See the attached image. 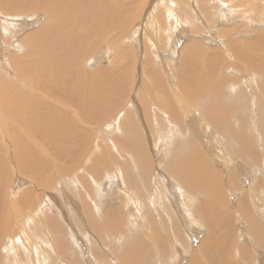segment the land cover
Wrapping results in <instances>:
<instances>
[{
  "label": "bare ground",
  "instance_id": "6f19581e",
  "mask_svg": "<svg viewBox=\"0 0 264 264\" xmlns=\"http://www.w3.org/2000/svg\"><path fill=\"white\" fill-rule=\"evenodd\" d=\"M178 1H180V4ZM182 1L184 4L185 0H177V3L174 2L175 8L171 7V9H173V12H170L171 10L170 11L168 10L169 12L167 16H165L166 15L165 13L164 15V14H158L157 12L155 16L153 17L150 14L149 9L145 10L147 8L145 7V3L142 0H0V11L3 14L1 17L3 18L9 17V16L15 17L18 15L19 16L18 18H20V20H17L16 23L19 25V27L23 25H29V23L31 22L34 23V22L40 21L38 15L31 16L32 18L34 17L33 20H30L31 17L28 19L27 15L25 14L27 12H31V11L41 12L44 14V17H45V20L42 24L43 26L42 25H41L42 27L40 26L41 27L40 30H37L36 32L34 31V33L28 36L26 35L25 38L21 39L23 40L24 43L21 42L20 40L19 43L21 44L16 46V47H20V50L19 49L18 50H19V54L21 55L19 57H16L17 55L15 53L14 55L16 56L14 57L9 56L8 61L9 63L12 64L10 66H13L17 79L11 80V78L7 77L6 81L2 80L1 76L4 71L0 73V264H17V262L21 259V256L18 254V252L15 251L19 244L20 245L22 244V248L24 250L23 254L24 255L26 254L28 258L31 255H34V253L36 254H38L39 252L45 253L44 251H41V250L40 251L35 250L37 248V245H35L34 243H36V240L39 241L41 238H44L46 242H43L42 245H38V246L45 247L46 243L49 241L48 238L46 239L44 237L46 236L45 229L48 230L50 228L53 232L57 231V227L59 226L58 216H56L57 219H52L50 223L47 222L49 219L46 221V220H42L41 219L42 217H40V215L42 216L43 214H50V215L54 214L55 215L54 208H56V206L52 204V201H55L56 197H59L61 200L58 206H59V210H62L63 212L60 211V213L63 214L64 211L66 210L65 213L68 214L72 219H74V221L69 220V222H73V223L75 222L76 223L75 226L77 227L79 232L80 231L90 232L91 227L92 229H94L93 224L92 226L88 227L87 226L88 222L87 224L85 223L87 220V216H86L87 210H88L87 203L88 202L90 203L87 197H90V196L92 197L94 195L97 199L100 198V194L102 193L100 191L102 187L95 186L96 188H93V185L98 180H100V177H102L104 173L113 174V175H114V172L115 174L118 173L119 171L123 173L122 171L126 168L127 170L126 169L124 170L125 173L123 175H125L127 172L126 174L127 178H130L131 180V178L134 177L135 179H137V181L140 182V180L144 181L142 179L144 175L141 174V177H139V174L137 173L138 171L137 169H139V167L141 168L142 166L141 168L142 170L140 169L142 173L144 170L147 173V170L151 168V163H149L144 157L141 156L140 158L139 157L132 158V156L126 155V154L132 153L130 150L131 148L130 145L126 143L117 144V142L119 143V141H121L120 138L118 141L117 139H114L117 142L113 141L112 138L110 137V134L112 135L113 132L117 133L118 135L119 133H122V135L126 137L127 135L125 134H127L128 131H130L128 135L132 136L131 127L134 128L133 126L136 125V128H138V130L142 132L145 138H147L146 139L147 141L145 142H146V145H148V148L150 151L153 147V144L155 145L152 139H155V136L156 137L159 136L161 134V130L164 127V125L159 124L158 116L160 115H162L163 119L166 121L171 116L170 119L171 120L173 119L174 122L176 121L180 125L182 124L181 126H183V124L186 126H189L190 129H188V131H191V133L193 132V135H192V137H194L193 139L195 140V138H197L198 140L197 142L194 140L192 141L190 140L191 142L188 143L190 144V146L192 144V146L190 149V153L187 155V158L181 157L178 160H172L173 163L171 162V160H168L171 163L169 162L168 164L167 163L166 164L170 167V170L172 168L176 176V177L174 176V178L178 179L179 181L178 184L182 186L183 188V191H182L183 194L185 192L186 194H191L192 196L193 192H195L196 195L194 194L195 198L193 199L197 201L202 200L200 202L201 204L198 205L200 206V208L198 209V211L196 210L197 214L199 212V215L204 224L200 220L201 223L205 226V228L207 227L210 230L209 232H212L211 233V237H212L213 234H215L218 230H220L217 228L218 222H220L222 219L224 220L225 218L227 220V217H229L230 214L226 210V207H225V201H227L226 200L227 198L225 197L227 196L226 195L227 193H225L224 187H226V189L231 188L230 183L232 182V180L235 179L233 178V172H232L233 168H231V166L229 165H226V168L228 169H225V172L218 171V173L217 172L215 173L214 172L215 170H212L211 169L212 167H210L211 164H209L207 156L204 154L203 150L199 147V144H201V146L203 147V143H205L202 141L200 142L199 137L201 138V135L205 133V135L208 134L211 138L217 141L215 137L216 134L212 132L214 130L213 128H215L214 126H216L218 123L220 124L222 122L229 121L231 119V116L227 112H220V113L215 114L212 117L205 118V119L200 118L199 120V118L194 117L195 115L194 111L193 112L189 111V107L192 106V104L196 107L199 104H201V102L208 95H214L221 91L220 89H217L218 87L217 82L219 81H216L215 83L212 82L215 79L212 80L211 77L207 76L208 73L206 74V72L209 70H207L204 66L205 64L206 65L210 64L211 70L214 72L219 68L220 65L218 62L219 61L222 62V60L220 59L222 57L218 55V52L216 49L207 48L201 42L199 41L197 42V40L192 38L191 40L187 41L186 45L181 51V67L180 68H181V72L183 75V79L180 80V84L178 88L175 90H169L168 86L165 87L166 85L165 74L169 67L166 68L167 67L166 63H168V60L167 62L165 61V63H163L160 60V55L165 49L161 46V44L162 43L170 44L172 39L173 40L176 39L172 33L175 31L178 32L179 28H181L182 26H185L192 20V15H191L190 10L185 7H182L183 6V4H181ZM207 1H208V4L206 5ZM221 1L222 0H220V2ZM213 2L214 0H199L196 8L197 10H199V12L200 11L203 12L207 18L209 16V10L210 12L215 10V8H212ZM165 5H167V3ZM170 5H173V3ZM225 16L226 14L222 15L221 12H219V15L216 18V20H219V18L223 19L225 18ZM202 19H203V15H202ZM140 20H142L141 26H139ZM145 22H146V26H145ZM16 23H15V26H17ZM136 26L137 27L139 26L140 27L139 29H141L143 32L141 30H137L136 32L132 31L133 27H136ZM12 27L13 25L9 27V24H8L6 26V30ZM6 30H4V32ZM127 33L128 34L129 33L140 34L141 37L144 38L143 41L145 40L147 42L148 44L147 47H149L151 50V53H149L150 54L149 56L151 57L152 55V58H153L152 64H149L150 63L149 59H148V62H149L148 64L141 65L140 63L139 65H141L140 67L141 73H139V75L136 73L135 67L133 68V70H131L132 62L130 61H131L132 53L130 52L132 51V48L131 49L121 48L122 37L127 36ZM176 34L178 35V33ZM213 38H216V37H213ZM163 46H166V45H163ZM226 47L228 50V55L234 60L233 67L236 69L237 74L241 73L242 71L246 72L247 74L246 80L243 84H250L254 82V80L256 82V85H257L256 88H253V85H254L253 83V84H250V87L249 86L245 87L246 91L251 90V91L264 92V84H263L264 54H260V55L255 54V50L264 51V40H262L260 36L257 35L254 40L248 41L247 44L244 42H239L237 45L235 44V46H233L230 42H228ZM144 48L146 47L144 46ZM99 51H101L102 53L99 56L100 57L99 59H102V60L108 59L109 54L111 53V57L108 60L110 65L106 66V68L108 67L107 70H103V69L100 70L101 67L95 69L92 63L93 60L96 59L95 55ZM133 55H134V52H133ZM136 57H138V55ZM144 60L145 59H143V63H144ZM124 62L125 64H123ZM224 62H226V60ZM244 62H245V66L241 68V65H244ZM46 64H49V65H47L46 67ZM157 67L160 68L159 75L157 73ZM251 72H252V77L251 79H248ZM136 74L139 76V80L140 78L144 79L140 83V89L142 88V91H140V95H138L139 96L138 99L136 100L134 98L135 100L133 99L132 101H129L128 99L125 102H122L121 98L119 97L118 100H114L115 99L113 98L114 95L115 96L122 95V97L127 98V95L130 93L129 91H131L132 89L134 90L133 88L134 80L132 81V79L136 77ZM19 80H24V82L27 83V87L23 86L21 88H18L16 85V82ZM146 80H152V81L154 80V81H153V84L150 83L152 85L149 86V83L146 84L147 83L145 82ZM197 80L198 82L199 81L201 82L199 86H198V82L196 83ZM236 80L238 83H242L241 81H243L241 78H237ZM206 83H209L208 86H206ZM162 90H165V91H162ZM163 92L164 94H166L165 96H161V93ZM255 95L256 94L252 92L250 97L247 96V100L249 103L250 101L251 103H256L258 97L255 98ZM106 96H107V99H111L109 102L107 101V103L105 100ZM214 96L217 97V95H214ZM162 98L164 100H162ZM45 101H47L48 103H46ZM135 101L138 102V105H135ZM123 103H125L124 106H123ZM128 104L132 106L131 108H129L130 110H128ZM115 107L118 109L117 111L112 110ZM153 108L155 109V111L153 110ZM209 112L211 113V111ZM104 116H105V119H111V118L117 119L115 120L113 126L108 129V132L106 131V129H103L104 122L102 123V117ZM193 118H195L196 120L195 119L193 120ZM112 119L111 121H109L110 125L111 123H113ZM129 122H131L132 124L133 123H136V124L130 127V125H128L130 124ZM255 123L258 124L257 117L249 116L248 124L252 128L251 130L252 135H248L246 137H240L237 143L240 145V148L242 147L244 149L243 154L246 155L245 157H247L250 161H253L254 163L255 162L260 163L259 161L264 158V155L262 154L263 157H261L262 155L260 154V150L264 152V145H263V148H261V146L259 148L258 146V144H260L261 141L256 139V137L259 138L260 135L255 134V127H254ZM81 125L85 127H82ZM200 125L202 126L204 125V127L201 128ZM169 131L171 130L169 129ZM220 136L224 138L225 137L228 138V136L236 137L235 134H233L232 132L231 133L222 132V133H219L218 137ZM203 140L205 139L203 138ZM133 141H130L132 142L131 145L133 144ZM173 142L174 140H172V143ZM174 144L175 143H173V145ZM177 145L179 146L178 142H177ZM206 145L207 144L205 143V146ZM205 146L203 148H204V151L206 152ZM81 153L84 154V157L82 159H79L78 157H80ZM206 153L208 154L209 159H210V156H212L213 157L212 160L214 159L213 161L217 160L211 152L210 153L206 152ZM86 159L88 160L87 163H85ZM263 163H264V159H263ZM138 164H140L141 166ZM130 170L133 173H135L134 174L135 176L133 175L130 177L128 176V174L132 173ZM251 174L252 173H250L249 175L251 176ZM147 176H148V173H147ZM22 177H24L25 179H28V182L26 184L23 182ZM126 177L124 179H127ZM224 177H225V182H224ZM150 179L152 180V178ZM134 180L132 179L131 181L135 182L136 180L135 181ZM18 181L22 183L21 185L22 188L10 190L11 188L15 187ZM233 183H235V181ZM261 183L263 182H260V181L258 182L259 184L258 187L260 185H264V183L263 184ZM77 184L80 185V188L77 187ZM124 184L128 185L129 182L128 184L124 182ZM138 184L136 183L135 185H138ZM145 184L147 183L145 182ZM237 184L236 185L234 184V185L237 187L239 186ZM60 186H65L67 188V192L61 193L57 196L49 193L50 191H57V189ZM129 186H126V187L129 188ZM149 186L150 185L147 184V186H144V187L146 188ZM161 186H163L162 183H161ZM126 187L124 188L128 190V188ZM137 187H139V185ZM76 188H77V192H76ZM150 188L152 187H149V189ZM135 189L137 190L139 188L134 187V190ZM145 190H146L145 192L147 193L148 192L147 188ZM192 190H195V191L190 192ZM115 191L117 192V190ZM151 191L152 190H149L150 193L148 194H151L152 193ZM143 192L141 194L139 193V195L144 194ZM200 192L201 193L203 192L204 199L200 196ZM110 194H111L110 195L111 197L112 194L114 193H110ZM103 196L105 198V195ZM144 196H146V194H144ZM124 197L126 200L125 199L122 200ZM157 197L161 198L162 195L158 194ZM122 199L120 198V201L119 199L118 201H116V204H114L116 206L112 208V210L114 209V211L110 209L107 210L106 214L107 213L108 214L106 216V220L101 222L100 223L101 225L95 227V230L102 231L104 233L103 234L104 236L105 234L107 235L121 234V232H123L126 229L124 225L125 223L122 222L124 220L125 222H127L126 219H122V221H120V219L115 220L117 219V217L119 218L120 215H122L120 211L124 210L123 209L125 207L124 203L126 201L127 203L129 202L128 207H130L131 205L137 207L136 200H134V198L131 195H127L126 193L125 196L122 197ZM143 199L141 198V200ZM147 199L149 198L147 197ZM149 200L151 201V204L154 205V207L155 206L156 207L158 206V208L161 207V202H155V200H153V197L152 199H149ZM187 200L181 201V202L186 203ZM145 201H144V206L148 202L150 203V201H148L147 203H145ZM229 201L230 200H228V202ZM237 201H235V203H237ZM97 202L98 200L96 201V203ZM243 202H242V206L245 205L246 203L245 202L243 204ZM96 203H95V206L97 205ZM103 203L105 204V202ZM139 203H140V199H139ZM253 203L254 202H252V204ZM162 204L164 206L163 202ZM171 204L172 202L170 203V205ZM230 204L228 203V206ZM189 205H192V204L190 203ZM110 206L111 205H109L108 208H110ZM228 206L227 208H229ZM142 207L140 206V212H142L143 214L145 211H142L143 209ZM166 207L168 208L167 205L165 206V208ZM167 208L165 210H167ZM241 208L244 209V207H241ZM49 209H52L51 213L49 212ZM150 209H153V208H150ZM109 211H112V212H109ZM162 214L163 216L161 217H163V219H166L168 222V217L165 211ZM174 214H176L175 211H174ZM88 215L90 214L88 213ZM151 215L153 216V214ZM11 216L13 218H11ZM21 216H23L25 219L22 221L21 224H17V218ZM247 216H250V214ZM254 216L256 217V215ZM158 218H159V215H158ZM230 218L231 217H229V219ZM130 220L131 219H129V221ZM146 221L149 224V221L148 220ZM252 221H255V220L252 219ZM252 221H249L250 224L247 222L249 226L251 225ZM191 222H192V219H191ZM231 222H233V220ZM243 222H246V221H243ZM256 223H257V220H256ZM70 225L72 226V224ZM130 225L133 226L134 224H130ZM159 225H161V223L158 224L157 227H159ZM189 225L190 224L188 223V227H191ZM185 226H186V223H185ZM149 228H147L146 231ZM153 228H155V231L156 229H158L156 227H153ZM257 229L256 227H253V231L255 234H257ZM136 230L138 231L137 228ZM140 230H141V232L139 231L140 234L137 233V231H135L140 236L138 239L140 241V244L138 243L136 244V250L134 249L131 255H128L127 258H125L124 256L125 253L121 251L124 257V259L121 261V264H145L144 257L147 254H149L147 252H150V257L153 258L152 260L154 262H150L148 260V262L151 264H172V262H175L176 264L180 261L184 262L185 260H188L187 264H238V261L234 259L235 257L232 258L234 261L230 263L221 261L222 260L221 257L223 255L221 256L217 249L212 250V248H214L212 247V245L213 244L216 245L217 243L216 239L214 240V242H212V240L206 239V241L203 242L200 248L198 249L197 253L194 252L193 254L188 256V251H186L187 249L185 250L174 249L176 251L174 252L172 248L175 246H172L171 248V245H169L170 246L169 247L167 243L164 244L163 243L164 241L163 242L160 241V238L159 240L156 241V240L150 239L149 237H145L146 236L145 230L141 228ZM163 230L162 232H165ZM186 230L188 231V228ZM180 231L182 230L180 229ZM247 232H248V229H247ZM190 233L192 234V231ZM156 234L157 232L155 233V235ZM247 234H249V232ZM26 235H27V239H24L23 237ZM261 235H264V234H261ZM5 236L9 237V238L7 237L8 238L7 241H6V238H4ZM101 236L102 235H99L101 241H106L104 239L105 237L103 238V236L102 237ZM158 236H160V234ZM232 237L234 238V235ZM186 238L189 239V237H186ZM260 239H261L260 242H263V244L259 246L263 250L264 249V238L260 237L258 240ZM223 241L224 240H222V242ZM254 241L257 242V240L255 239ZM127 242L129 244L130 241H127ZM252 243L250 242V244ZM106 245H107V242H106ZM235 246H237V244ZM253 246L257 247L258 243H257V246L252 245V247ZM240 247L243 248L242 246ZM49 248L53 250H55L56 248L57 251L59 249V251H61L62 254H64V251H65L62 248V246L56 247L55 245H52V244ZM94 248H92L93 251H94ZM110 250H108L109 253H110ZM253 251H256V250L253 249ZM253 251L251 252V255ZM115 252L116 251H114L113 253V257H115L114 256V254H116ZM154 252H156V256H157L156 258L154 257V254H155ZM160 252L161 253L164 252V254L162 255L160 254ZM165 252L168 253V256L166 255ZM240 252L242 253L244 252V250ZM262 252L263 251H261L260 253ZM257 253L258 252H256V254ZM43 256L44 254L42 255V257ZM240 256H237V257H239V260L241 261ZM243 258L242 260H244ZM79 260L77 261L79 262ZM31 261H33V264L36 263V260H34L33 258H31ZM52 261H53L52 258L51 260H49V258H46L45 261L38 259L39 264H52ZM103 261L106 262V260H103ZM100 262L98 263L100 264ZM108 264H113V263L109 262Z\"/></svg>",
  "mask_w": 264,
  "mask_h": 264
},
{
  "label": "rangeland",
  "instance_id": "374dc122",
  "mask_svg": "<svg viewBox=\"0 0 264 264\" xmlns=\"http://www.w3.org/2000/svg\"><path fill=\"white\" fill-rule=\"evenodd\" d=\"M142 1L145 3V7L147 8L145 10L149 9L150 10V14L153 17L155 16V14L157 12H158V14H164L165 13L166 15L165 14L164 15L167 16V14H168V12L170 10H171L170 12H173V9H171V7L175 8V3H177V0H174V1L173 0H167V1L166 0H142ZM185 1L188 4H186ZM185 1H184V4H183V1H182L181 4H183V6L182 5L181 6L190 10L191 15H192V20L188 24H186L185 26H182L181 28H179L180 32L179 31L178 32L175 31V32L172 33L175 36L176 39H174V40L172 39L170 44L169 43L168 44H165V43L161 44V46L163 48H165L164 49L165 51L163 50L162 54L160 55V60L163 63H165V61L167 62V60H168V63H166L167 64L166 68L169 67L167 69L166 74H165V81H166L165 87L168 86L169 90H175V89L178 88V86L180 84V80L183 79V75H182L181 68H180L181 67V51L184 48V46L186 45L187 41L191 40L192 38L197 40V42L198 41L201 42L207 48L216 49L217 52H218V55L220 57H222L220 59L222 60L223 63L221 61L218 62L220 66H219V68L216 71L213 72L211 70L210 64H208V65L205 64V66H204L207 70H209V71L206 72V74L208 73L207 76L211 77L212 80L215 79L212 82L215 83L216 81H219V82H217V84H218L217 89H220L221 91L219 93H217V94H214V95H217V97H215L214 95H208L201 102V104H199L196 107L192 104V106L189 107V111H192V112L194 111L195 112L194 117L195 118H199V120H200V118L201 119H205V118L212 117L215 114L220 113V112H227L231 116V119L229 121L222 122L220 124L218 123L216 126H214L215 128H213L214 130L212 132L216 134L215 137H216L217 141L214 140L213 138H211L208 134L205 135V133H203L201 135V138L199 137L200 142L202 141V142H205L207 144L205 146V143H203V147L205 146L206 152H208V153L211 152L213 154V156L217 159V160L213 161L214 159L212 160V158H213L212 156H210V159H209L208 158L209 157L208 154L204 151V148L201 146V144H199V147L203 150L204 154L207 156L209 164H211L210 165V167H212L211 169L215 170L214 171L215 173L216 172L218 173V171L225 172V169H228V168H226V165H229V166H231V168H233L232 169L233 178H235L236 180L238 179L237 181L235 179L232 180V182L230 183L231 188H228L229 191H228V189H226V187H224L225 193H227L226 197L224 195V197L227 198L226 199L227 201H225V207H226V210L231 215V216L229 215V217H231V218L229 219V217H227V220H229V221H227L226 218H225L224 220L222 219L223 221L221 220L220 222H218V227L217 228L220 229V230H218L211 237V233L212 232H209L210 230L207 227L205 228V226L203 225L204 223H203V221H202V219H201V217L199 215V212L197 214V211L200 208V206H198V205L201 204L200 202L202 200H198L197 201V200L193 199V198H195V195H196L195 192H193L195 190L190 191V192H193V194H192L193 197L191 196V194H186L185 192L183 194L182 186H180L178 184L179 183L178 179L174 178L175 174H174L172 168L170 170V167L167 165L170 162L168 160H171V162H172V160H178L181 157L182 158H184V157L187 158V155L190 153V149H191V146H192V144L190 146V144H188V143H190L192 140H194L193 139L194 137H192L193 132L191 133V131H188V129H190L189 126H186V125L183 124V126L185 127L184 128L183 126H181L182 124L180 125L178 122H176V121L174 122L173 119H172L173 120L172 121L170 119L171 116L167 120L169 122L168 123L166 120L163 119V116L160 115L162 119L160 118V116H158L159 124L164 125V127L161 130V134H160L161 136L160 135L157 136V137L155 136V139L151 138L154 141L155 145L153 144V147H152V149L150 151H149L148 145H146V142H145V141H147L146 140L147 138H145V136L142 134V132L140 130H138V128H136V125H134L136 123L132 124L131 122H129L130 124H128V125H130V127L132 125H134L133 126L134 128L131 127L132 136L133 137L128 135L130 131H128V133L125 134V135H127L126 137H124L122 135V133H119V135L117 133H115V132H113L112 135L110 134V137L112 138L113 141H116L114 139H117V141H118L119 138H120L121 141H119V143L116 141L117 144L126 143V144L130 145V147H131L130 150H131L132 153L126 154V155H130V156H132V158L133 157H139L140 158L142 156L149 163H151V168H149L147 170L148 176H147V173H146L145 170L142 173V171H141L142 170L141 169L142 166L140 164H138V165L141 166V168H140L137 165L139 167V169H137L138 170L137 173L139 174V177H141V174L144 175V177H142V179L144 181L140 180V182H139L134 177H132L131 180L135 179L137 182L135 180H134L135 182L131 181L130 178L126 177L127 176L126 175L127 172H126L125 175H123L125 173L124 170L126 168L122 171L123 173H121L120 171L118 173H116V174L114 172V175L113 174L104 173L102 175V177H100V180H98L99 182L97 181L93 185V188L102 187V189L100 188L101 189L100 192H102L103 194L101 193L100 194V198H98V199L94 195L92 197L91 196L87 197L89 199L90 203L89 202L87 203L88 210H87V214H86L87 220H86L85 223L87 224V222H88V224H87L88 227L92 226V224L94 225L93 226L94 229H92V227H91V231L90 232H82V231L79 232L77 227L75 226L76 223L75 222L74 223L73 222H69V220L70 221H74V219H72L68 214L65 213L66 210L64 211L63 214L60 213V211L63 212L62 210H59V206H58L60 204L61 200H60L59 197H56L55 201H52V204L54 206H56V208H54L55 215L51 214L52 215L51 216L50 214H43L42 216L40 215V217H42L41 218L42 220H46V221L49 219L50 221L48 220L47 222L50 223L52 219H57L56 216H58V220H59L58 224H59L60 227L59 226L57 227V231L56 232H53L50 228L48 230L45 229V235L48 236V237H46V236H44V237L46 239L48 238V240H49L46 243L47 246L46 245H45V247L44 246L43 247H39L38 246V245H42L43 242H46V240L44 238H41L39 241L36 240V243H34L35 245H37V248L35 250H39V251L41 250V251H44L45 253H41V252H39L38 254L34 253V255H31L28 258L26 256V254L25 255L23 254L24 250L22 248V244L21 245L19 244L15 251L18 252V254L21 256V259L17 262V264H33V261H31V258L36 260L35 264H39L38 259L45 261L46 258H49V260H51V258H52V260L54 261V262L52 261V264H55V263L56 264H82V263L83 264H88V263L89 264H99L98 262H100V261L103 262V263L100 262V264H108L109 262H112L113 264H121V261L124 259L123 253H125L124 254L125 258H127L128 255H131V253L134 251V249L136 250V244L137 243L140 244V241L138 240L139 237H140L139 236V234H140L139 231L141 232L140 228L145 230V232H146V236L145 237H149L150 239L156 240V241L159 240V238H160V241H162V242L164 241L163 243L164 244L167 243L168 246L171 245V248H172V246H175V247L172 248V250H174V249H176V250L177 249H182V250L187 249L186 251H188V256H190L194 252L197 253L198 249L200 248L202 243L206 241V239L207 240H212V242H214V240L216 239L217 243H216V245H214V244L212 245V247H214V248H212V250L217 249L219 251L220 255L221 256L223 255L221 257L222 258L221 261L230 263V262L234 261L232 258L235 257L234 259L236 261H238V264H259L260 262H261L260 264H264V256H263L264 249L262 250L261 247L259 246V245L263 244V242H260L261 239L258 240L260 237L264 238V235H261V234H264L263 233V231H264V203H263L264 202V189H263L264 185H260L258 187V185H259L258 182L259 181L264 183V163H263V159L264 158L259 161L260 163H257V162L254 163L253 161H250L247 157H245L246 155L243 154L244 153L243 152L244 149L242 147L240 148V145L237 143L239 141L240 137H246L248 135H252L251 134L252 128L248 124V118H249V116H252V117L256 116L258 124L255 123V126H254L255 127V134L260 135L259 138L256 137V139H258L262 143V145H261V143L258 144L259 148H260V146H261V148H263V145H264V134H263V132H264V92H262V91H251V90L250 91H246L245 87L246 86L250 87V84H253V83H254L253 88H256L257 87L256 82L254 80V82H252L250 84H243L245 82V80H246V75L247 74L244 71H242L241 73L237 74L236 69L233 67V65H234L233 61L234 60H233V58H231L228 55V50H227V47H226L228 42H230L233 46H235V44L237 45L239 42H244V43L247 44L248 41L254 40L257 35L260 36V38L262 40H264V0H222L221 2H220V0H214V2L212 3V6H213L212 8H215V10H213L211 12L209 10V16L207 18H206V15H204L203 12H201V11L199 12V10H197V8H196L199 0H185ZM178 2L180 4V1H178ZM166 3L168 5V7H167V5H165ZM172 3H173V5H170ZM192 4H193L194 7L192 6ZM207 4H208V1L206 2V5ZM166 9H167V11H166ZM219 12H221L222 15L226 14V16L223 19L219 18V20H216V18L219 15ZM217 13H218V15H217ZM25 14L27 15L28 19L31 16H33V15H38L40 21L39 22H34V23L31 22V23H29V25H23V26L19 27V25L16 23L17 20H20V18H18L19 17L18 15L15 16V17L14 16H9V17L3 18V17H1L3 14L0 11V35H1V37H0V73H2L4 71L1 77H2V80H5V81H6L7 77L11 78V80H16L17 79L16 78V73L14 71V68H13V66H10L12 64L9 63V61H8L9 60V56L10 57H14V56L17 55L16 57H19L21 55V54H19L20 47H16V46L21 44V43H19L20 40L25 38L26 35L28 36V35L34 33V31L36 32L37 30H40V28L43 26L42 24H43V22L45 20L44 14L41 13V12L31 11V12H27ZM202 15H203V19H202ZM204 17H205V19H204ZM33 19H34V17L33 18L31 17L30 20H33ZM139 22H140L139 26H141L142 25V20H140ZM15 23L17 24V26H15ZM8 24H9V27H11V25H13V27L8 29V30H6V26ZM139 26L138 27L137 26L133 27L132 31L136 32L137 30H141V29H139L140 28ZM145 26H146V22H145ZM4 30H6V31L4 32ZM142 32H141V34H142ZM176 33H178V35ZM24 34H25V36H24ZM132 34L133 33H129V34L127 33V36H124L125 38L127 37L126 39L124 37H122V46H121V48H125V49L126 48L127 49L128 48H130V49L132 48V51L130 52V53H132L131 54V61H130V62H132L131 70H133V68L135 67L136 68V73L139 75V73H141L140 72L141 65L148 64L149 63L148 59L150 61L149 64H152L153 58H152V55H151V57L149 56L150 55L149 53H151V50H150L149 47H147L148 46L147 42L145 40H144L145 42L143 41L144 38H142L141 35L138 34V33L133 34V36H132ZM128 36H129V38H128ZM213 37H216V38H213ZM126 41H127V43H126ZM21 42H23V40H21ZM103 45H105V44H103ZM132 45H134V46H132ZM163 45H166V46H163ZM207 45H209V46H207ZM144 46L146 48H144ZM170 47H171V49H170ZM133 52H134V55H133ZM171 52H172V54H171ZM176 52H177V54H176ZM9 53H10V55H9ZM15 53H16V55H14ZM130 53H128V54H130ZM101 54H102L101 51H99L95 55L96 59H94L92 63L94 65L95 69L101 67L100 70L101 69L107 70L108 67L106 68V66L110 65L108 60L111 57V53L109 54L108 59H105V60L99 59L100 58L99 56ZM170 54H171V56H170ZM255 54H259V55L260 54H264V51L255 50ZM137 55H138V57H136ZM6 56L8 57V59H7ZM4 57H6V58H4ZM166 58H168V59H166ZM143 59H145L144 63H143ZM225 60H226V62H224ZM140 63H141V65H139ZM123 64H125V62ZM155 64H156V62H155ZM168 64H169V66H168ZM239 64H241V63H239ZM47 65H49V64H46V67H47ZM244 66H245V62H244V65H241V68H243ZM159 70H160V68L157 67L158 75L160 74ZM217 73H218V75H217ZM137 74H136V77H134L132 79V81L134 80L133 81L134 90L132 89L131 90L132 92L129 91L130 93L127 95V98L122 97V95H117V96L114 95V97H113V98H115L114 100H118L119 97L121 98L122 102H125L128 99H129V101H132L134 98L136 100L138 99V97H139L138 95H140V91H142V88L140 89V83L144 79L140 78V80H139V76ZM251 77H252V72L250 73V76L248 77V79H251ZM237 78H241L243 80V81H241L242 83H238L237 80H236ZM198 80L196 81V83L198 82ZM151 81L152 80H146L145 82H147L146 84L149 83V86H151L153 84L154 80L152 82ZM209 81H210V79H209ZM150 83H152V84H150ZM200 83L201 82L199 81L198 82V86H199ZM208 84L209 83H206V86H208ZM263 84H264V81H263ZM16 85H17L18 88H21L23 86L27 87V83L24 82V80L17 81ZM203 89H205V88H203ZM162 91H165V90H162ZM252 92H254L256 94L255 98L258 97L256 103H251V101L249 103L248 100H247V96L250 97ZM165 95L166 94H164V92L161 93V96H165ZM105 100H106V103H107V101L109 102L111 99H107V96H106ZM162 100H164V99L162 98ZM45 102L48 103L47 101H45ZM124 105H125V103H123V106ZM135 105H138V102L135 101ZM131 107L132 106L128 104V110H130L129 108H131ZM112 110L113 111H117L118 109L115 107ZM153 110L155 111L154 108H153ZM208 110L211 111V113ZM203 113H204V115H203ZM199 114H200V116H199ZM195 118H193V120ZM111 119H105V116L102 117V123L104 122L103 123V129H106L107 132H108V129L113 126L115 120H117V119H112L113 123H111V125H110L109 121H111ZM156 121H157V119H156ZM179 125H180V127H179ZM262 125H263V127H262ZM81 126L85 127L83 125H81ZM200 127L202 128V127H204V125L203 126L200 125ZM100 128H102V127H100ZM136 129H137L139 134L137 133ZM169 129L171 131H169ZM181 129L184 130V131H182ZM178 132H179V134H178ZM222 132L223 133H231L232 132L233 134H235L236 137H231V136H228V138L227 137L224 138V137H221V136L218 137L219 133H222ZM132 138H133V140L135 142L136 141L137 142L135 143L132 140ZM167 138H169L170 140L167 139ZM203 138L205 140H203ZM171 139L174 140L173 143H175L174 144L175 146L173 145ZM128 141L129 142L133 141V144L134 143L135 144L131 145L132 142L129 143ZM194 141L197 142L198 141L197 138H195ZM214 141H216V142H214ZM177 142H178L179 146L177 145ZM136 144H138V145H136ZM129 145H127V146H129ZM135 146L137 147V149H136ZM239 150H241L242 152L239 151ZM260 154L264 155V152L262 150H260ZM263 155L261 157H263ZM83 157H84V154L81 153L80 157H78V158L82 159ZM161 159L163 160V162H162ZM247 161H248L249 164L247 163ZM87 162H88V160L86 159L85 163H87ZM223 165H225V166H223ZM139 171H140V173H139ZM144 172H145L146 176H145ZM245 173H247V174H245ZM250 173H252L251 176L249 175ZM134 174L135 173L132 172V173L128 174V176L129 177L132 176V175L135 176ZM115 175H117V176H115ZM150 175H152V176H150ZM124 176L127 179H124L125 178ZM248 177H249V179H248ZM150 178H152V180ZM257 178H259V179H257ZM22 179H23V182L25 184L28 182V179H25L24 177H22ZM176 179H177V181H176ZM250 179H251V181L253 183L250 181ZM148 181H149V183H148ZM234 181H235V183H233ZM124 182L127 183V184L129 182V184L125 185ZM130 182H132V183H130ZM145 182L150 185L149 187H152L150 189H149V187H146L147 191H148L147 193L145 192L146 188L144 187V186H147V184H145ZM224 182H225V177H224ZM236 182L239 183V184H237ZM136 183L137 184L140 183V184H138L139 187H137L138 185H135ZM161 183H162L163 186H161ZM255 183H257V184H255ZM263 183H261V184H263ZM234 184L235 185L236 184L239 185V186H237L238 188ZM21 185H22V183L20 181H18L16 183L15 187L11 188L10 190H15V189L22 188ZM140 185H142V186H140ZM126 186H129V188L126 187ZM234 186H235V188H234ZM77 187L80 188V185L77 184ZM124 187L128 188V190L125 189ZM134 187L135 188H139V189H137L138 191L136 189L134 190ZM161 187H163V188H161ZM131 189H133V190H131ZM148 189L152 190L151 194H148V193H150ZM155 189H157L158 191L155 190ZM236 189H237V191H236ZM115 190H117V192ZM92 191H94V190H92ZM141 191L144 194H146V196H144V194L139 195V193L140 194L142 193ZM65 192H67V188L65 186H60L57 189V191H50L49 193H51L52 195L57 196V195H59L61 193H65ZM76 192H77V188H76ZM122 192H123V194H122ZM153 192H154V194H153ZM110 193H114L115 195L112 194V196L110 197V195H111ZM124 193L125 194L127 193V195H131L134 198V200H136V206L137 207L132 206L131 204H129L131 206L128 207V203L129 202L127 203V201H126L124 203L125 207L123 208L126 211V213H125L124 210L120 211L122 215L118 214V215H120V217L119 218L117 217V219H115V220H119L120 219V221H122V219H126L127 222H125V220L122 221V222L125 223L124 225H125L126 229L123 232H121V234H114V235L113 234L112 235L111 234H109V235L105 234V236H104L103 235L104 233L102 231L95 230V227L101 225L100 223L103 222L104 220H106V216L108 214V213L106 214L107 210L108 209L112 210V208H114L116 206V205H114V204H116V201H118V199L120 201V198L122 199V197L125 196ZM107 194H109V195H107ZM158 194L162 195V197L161 198L157 197ZM103 195H105V198H104ZM134 195H135V197H134ZM147 195H149V196H147ZM187 195H188V197H187ZM120 196H122V197H120ZM139 196H140V198H139ZM200 196L204 199L203 192L202 193L200 192ZM241 196H243V197H241ZM102 197H103V199H102ZM112 197H114V198H112ZM147 197L149 199H152V197H153V200H155V202H161V207H159V208H158V206L154 207V205L151 204V201L149 199H147ZM228 197H229V199H228ZM141 198L142 199L144 198L146 201L144 199L141 200ZM163 198H164V200H163ZM241 198H242V200H241ZM251 198H253V199H251ZM124 199H125V197L122 200H124ZM139 199H140V203L141 204L139 203ZM97 200H98L99 203L98 202L96 203ZM102 200H104V201H102ZM185 200H187L186 203H182L181 202V201H185ZM228 200H230V201L228 202ZM144 201H145V203L150 201V203L148 202L149 204L147 203L146 204L147 206L146 205L144 206ZM235 201H237V203H235ZM103 202H105L106 205ZM162 202L164 203V206H163ZM171 202H172V204L170 205ZM227 202L229 204L230 203L231 204L228 206ZM242 202H243V204L246 202L245 205L242 206ZM252 202H254V203L252 204ZM95 203L97 204L96 206H95ZM190 203L192 205H189ZM109 205H111L110 208H108ZM139 205L141 207L143 205L142 211H145L143 214H142V212H140V206ZM166 205L168 206V208L166 207L167 210H165L166 209L165 208ZM226 205L229 208H227ZM247 205H249V206H247ZM104 206H105V208H104ZM144 207H145V209H144ZM241 207H244V209L241 208ZM150 208H153V209H150ZM161 208H162V210H161ZM230 208H231V210L232 209L233 210L231 211ZM51 210L52 209H49L50 213H51ZM150 210H152V211H150ZM173 210L175 211L176 214H174ZM99 211H101V212H99ZM102 211H103V213H102ZM112 211H114V209ZM112 211H109V212H112ZM164 211L167 214L168 222H167L166 219H163V217H161V216H163L162 213ZM156 212L158 213L159 218H158V215H157ZM168 212H170L172 214H170ZM88 213L90 215H88ZM64 214H66V215H64ZM146 214H148V215L150 214V215L148 216ZM151 214H153V216ZM246 214L247 215L250 214V216H247ZM99 215L101 216V218H100ZM126 215H128V216H126ZM144 215H146V216H144ZM172 215H173V217H172ZM254 215H256V217ZM67 216H69V217H67ZM137 216H138V218H137ZM174 216H175V218H174ZM144 217H146V218H144ZM154 217H155V219H154ZM248 217H249V219L250 218L251 219L249 220ZM11 218H13V217L11 216ZM62 218L65 221H63ZM245 218H246V220H245ZM24 219L25 218L23 216L18 217L17 218V224H21ZM129 219H131V220L129 221ZM188 219H190V220H188ZM191 219H192V222H191ZM252 219L255 220V221H252ZM146 220L149 221V224H148V222ZM169 220L172 221V222H170ZM200 220L202 221L203 224L201 223ZM232 220H233V222H231ZM256 220H257V223H256ZM144 221H146L147 223L144 222ZM243 221H246V222H243ZM249 221H252L250 226H249V224H250ZM128 222H129V224H128ZM229 222H231V223H229ZM160 223H161L162 226L159 225V227H157V225L160 224ZM185 223H186V226H185ZM188 223L190 224L189 226H191V227H188ZM254 223H255V225L256 224L257 225L255 226ZM70 224H72L73 227ZM130 224H134V225L132 226ZM258 224H259V226H258ZM170 225H172V226H170ZM251 226L256 227V229L258 227L257 234L254 233L253 227H251ZM153 227H156L158 229H156V231H155V228H153ZM161 227H163V228H161ZM169 227H170V229H169ZM183 227H185V228H183ZM136 228L138 229V231L136 230ZM147 228H149V229L146 231ZM187 228H188V231L186 230ZM159 229H160V231H159ZM180 229L182 231H180ZM247 229H248L249 234H247L248 233ZM162 230L165 231V232H162ZM135 231H137V233H139V234H137ZM149 231H151V232H149ZM191 231H192V234L190 233ZM232 231H234V232H232ZM97 232H99V233H97ZM156 232H157V234L155 235ZM158 232H160V233H158ZM202 232L203 233L205 232V233L203 234ZM228 233H229V235H228ZM233 233H235L236 235L233 234ZM151 234H152V236H151ZM159 234H160V236H158ZM206 234H207V236H206ZM232 234L234 235V238L232 237L233 236ZM99 235H102L103 238L105 237L104 239L106 241H101ZM183 235H184V237H183ZM259 235H261V236H259ZM7 237L8 236L4 237V238H6V241L9 238V237L8 238ZM33 237H34V235H33ZM157 237H158V239H157ZM186 237H189V239H187ZM23 238L27 239V235L24 236ZM129 238H130V240H129ZM246 238H248V239H246ZM254 239L257 240V242H255ZM222 240H224L225 242L224 241L222 242ZM127 241H130L129 244H128ZM252 241H253L254 244L252 243ZM106 242H107V245H106ZM108 242H109V244H108ZM250 242L252 244H250ZM78 243H79V245H78ZM171 243H173V244H171ZM224 243H225V245H224ZM232 243L234 244V246H233ZM257 243H258V246L260 248L257 246ZM51 244L55 245L56 247H61L62 246V248L66 252L64 251V254H62L61 251H59V249H58V251H57L56 248H55V250L50 249L49 247L51 246ZM93 244H95V245H93ZM236 244L239 247L235 246ZM91 245H92V247H91ZM252 245H255L257 247L253 246L254 247L253 248ZM240 246H242L244 249L241 248ZM92 248H94V251H93ZM221 248H222V250H221ZM252 248L254 250H256V251H253ZM120 249H122V250H120ZM108 250H110V253H109ZM232 250H233V252H232ZM242 250H244V252L241 253L240 251H242ZM98 251H99V253H98ZM114 251H116L115 252L116 254H114V256L116 258L118 256L117 260H116L115 257H113ZM121 251H123V253ZM227 251H229L231 254L229 252H227ZM252 251H253L252 255L255 254V255H253V257L251 255ZM261 251H263L262 252L263 254L260 253ZM59 252H60V254H59ZM111 252H112V254H111ZM174 252H176V251L174 250ZM256 252H258V253L256 254ZM147 253H149V254H147L144 257V263L145 264H151V263L148 262V260L150 262H154L152 260L153 258L150 257V252H147ZM151 253H153V252H151ZM154 253H155L154 257L156 258L157 257L156 256V252H154ZM232 253H234V254H232ZM43 254H44V256L42 257ZM160 254L163 255L164 252H162V253L160 252ZM166 255L168 256V253H166ZM237 256H240L241 261L239 260V257H237ZM255 256H257V257H255ZM63 257H64V259H63ZM223 257H225V258H223ZM79 258H80V260H79ZM100 258H101V260H100ZM242 258L244 260H242ZM254 258H255V260H254ZM60 260H62V261H60ZM77 260H79V262ZM103 260H106V262H104ZM63 261H65V262H63ZM187 262H188V260H185L184 262L180 261V262H178L176 264H187ZM172 264H175V262H172Z\"/></svg>",
  "mask_w": 264,
  "mask_h": 264
}]
</instances>
